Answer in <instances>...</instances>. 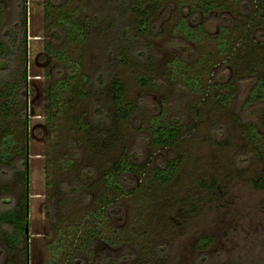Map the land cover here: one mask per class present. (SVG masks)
Instances as JSON below:
<instances>
[{"label":"rangeland","instance_id":"374dc122","mask_svg":"<svg viewBox=\"0 0 264 264\" xmlns=\"http://www.w3.org/2000/svg\"><path fill=\"white\" fill-rule=\"evenodd\" d=\"M48 1L26 0L25 173L13 175V165L0 167L1 176L6 174L1 190L6 188L17 202L27 189L29 264H48L53 240L61 243L68 234L70 244L78 235L73 232L94 219L99 195L117 199L111 207L115 216L98 227L103 241L92 248L88 244L83 264L101 261V253L116 257L125 247L136 254L131 263L139 264H264V189L253 185L264 164L246 136L249 125L264 134V103L246 104L255 79L247 71L251 65L264 67V0H213L206 14L192 9L202 0H143L144 29L130 10L135 0H108L100 8L96 0H56L61 11H76L61 24L63 31L47 28L55 25ZM9 2L0 0L2 22L10 21ZM90 18L108 24L102 30L93 25L86 35L79 29L73 39L68 23L83 27ZM183 30L193 35L186 38ZM216 36L227 38L230 57L238 60L235 66L223 64ZM240 42H246L243 50ZM60 73L66 79L71 74L90 79L86 94L78 93L83 79L68 80V87L56 94ZM139 76L146 80L142 83ZM191 80L196 81L194 91L187 85ZM114 81L122 88L121 104L133 107L120 118L110 91ZM49 87H54L52 100L47 99ZM8 88L2 85L0 98ZM225 92L230 98L221 105L216 96ZM155 117L177 122L185 142L151 148L147 127ZM81 123L90 127L89 134ZM6 127L14 133L12 147L23 144L20 122L5 120L0 110V136ZM88 137L106 138L109 146L102 154L95 152ZM123 156L150 169L178 157L179 170L164 185L151 176L140 183L139 173L128 174L119 182L121 190L107 191L101 176ZM66 159L72 166L64 169L60 161ZM64 251L54 259L60 260ZM13 259L3 252L0 264H13Z\"/></svg>","mask_w":264,"mask_h":264},{"label":"trees","instance_id":"16d2710c","mask_svg":"<svg viewBox=\"0 0 264 264\" xmlns=\"http://www.w3.org/2000/svg\"><path fill=\"white\" fill-rule=\"evenodd\" d=\"M9 1H10L8 4L9 19H10L9 22H2L1 20L2 10L0 9V88H2V85L5 84L7 87L10 88V89L8 88L9 90L6 92L5 95L1 94L0 110L5 120L8 118H13L18 123L20 122L23 144L21 145L19 144V146L17 145L16 147H12L15 142L13 139L14 133H10L7 127L2 128L4 134L3 136H0V167L4 168L13 165L14 166L13 175L17 174L19 176L21 175L23 176L25 173V165H26V157H27L26 154L27 147L25 145V142H27V137H28L27 136L28 125L26 124L27 120H26V112H25L26 108H25V102L23 101L25 99L24 97H25V89L27 83L26 70L24 68L25 54H26V0H9ZM85 1L89 2V0H85ZM107 1L108 0H101L100 2L99 0H96V3L99 5L100 8V5L106 3ZM144 1L151 3L152 0H144ZM202 1H203L202 3L201 2L194 3L192 7L193 11H198L201 14H206L207 12L213 10L214 8L213 0H202ZM139 2L142 3L143 0H135V3L130 5V10L135 15H137L136 18L137 20L140 21V23H138L140 29L141 27L142 29H144L145 12L139 9V6L141 4ZM45 5L46 8L51 9L53 11L52 13L53 17L55 15V17L53 18L55 21V25H50L51 24L50 21L52 19H49L50 21L47 20V23L49 22L48 25L50 26L47 28L52 29L54 27H59L60 29H62L61 24H63L64 21L67 23L68 19H72L71 17L68 18V16L76 13L75 10H73L70 14L61 11L62 10L61 5L57 4L56 0H50L48 2H45ZM263 7L264 5L261 4L260 8L263 9ZM103 10L104 9H102V12ZM68 24L72 38L75 39L74 35L78 36L79 29L86 31L85 32L86 35V33H88V31L91 30L93 25L96 26L95 29L102 30L105 28V26L108 23L104 24V22L102 21V24H100L98 23V20H96V22L95 21L93 22L90 18L88 21L85 22L83 27L81 24H78L77 22H70ZM184 24L185 23L181 25V29L184 27L183 26ZM177 28H179V26H177ZM221 31L223 33L228 32L227 29H222ZM182 32L186 38H189L190 36L193 35L192 32L186 30H183ZM221 35L223 36L222 33ZM215 39H216L217 53L220 56H222L221 58H224L223 64L224 65L232 64L233 66H235L234 64H236L238 60L233 61L234 58H232V56L230 57L229 42L227 41V38L216 36ZM233 43L238 46V42L233 41ZM240 44L241 45H239L240 46L239 49L243 50L246 46L245 45L246 42H240ZM56 56L59 58L58 60H61L62 62L63 60L66 59L65 58L66 56L62 57V55L60 54H56ZM237 59H239V57H237ZM255 59L257 60V58ZM262 60L263 59L260 60V63ZM240 64L243 65V61ZM245 65L246 64H244V66ZM19 67L22 68V70L20 77H17L16 76L17 74L15 73L17 72V69ZM246 67L244 70H246ZM247 72L250 73V75H254L255 79L254 82L252 83L251 89L247 93L246 104L254 105L257 103H264V67L262 63H261V68H257L256 65L255 66L251 65V67H249ZM60 76L61 73L59 77ZM139 77L141 82L146 80L144 76H139ZM67 78L69 79L62 77L57 79L56 83L60 84V86L57 88L58 92L56 94L61 93L65 86L68 87L67 86L68 84H66L68 80L72 82L75 79H81V80L83 79L81 82L82 84H84V86L78 91V93L84 92V94H86L84 89H86V86L88 87V84L89 85L91 84L90 79H87L84 75L79 76L78 74H71L70 76H67ZM12 79H18V81L12 84L10 83ZM193 82L196 83V81L191 80L190 82L187 83V85L190 87V90L194 91L196 90L197 86ZM53 91H54V87L53 90L51 87L48 88L47 90L48 100H52V98L55 97L53 96L54 93ZM110 91L112 93V102L114 104V111H115L114 113L116 118H120V116L123 115L125 116V114L126 115L129 114L131 110H133V107L121 104L123 97L121 86L116 81L111 82ZM216 98L219 104L224 105L225 102L229 101L230 97H229V93L225 92L222 96L217 95ZM21 101H23V103ZM176 123H170V122L162 123L161 121H159V117L153 118L151 120L150 126L147 127V135L149 136V143H148L149 146L151 148L155 147L159 149L160 148L166 149L171 146L176 147L177 144H182L183 142H185L182 127L180 125H176ZM80 125H81L80 126L81 129L87 131V134H89L88 132L91 130L89 129L90 127H88L87 125L85 126L82 123ZM246 131H247L246 136L248 137L252 152L264 164V134L259 133L257 127H255L254 125H249L246 128ZM88 143L90 147L93 150H95V152L101 154L104 152V149L109 146V142L107 141L106 138L98 141L92 138L90 139V137H88ZM24 154L25 157L24 160H22L21 156L23 157ZM17 159H20V162L17 161ZM60 162L63 164L64 169L68 168L69 166H72V162H70V160L67 159L61 160ZM20 164L23 165L22 171L18 170V168H20L19 166ZM179 165H180V160L177 157L175 159L169 160L166 163V165L162 168L150 169V168H146L145 166H138L132 163L130 159L123 156L120 160L114 162L111 165V167L107 171H105L104 174L101 176L100 179L102 183L101 186L107 191L121 190V186L119 185V182L123 181L125 177H127L126 175L128 174L137 175L138 173L141 180L140 183H142L143 179H145L144 183H146L148 181L147 180L148 177L151 176L154 182L160 185H164L168 183V181L171 178H173L175 173H177V171L179 170ZM85 173L90 174L91 171L86 169ZM5 175L3 173V175L1 176L0 174V186H2V184L4 183ZM21 184L22 187H25V182L23 183L21 181ZM81 185H84L85 189L86 187H88V184L82 183ZM253 185L257 189H264V172L261 174L260 177H258L255 180ZM2 189L6 190V188L4 187ZM71 189L77 191L75 186H73ZM4 190L0 191V260L2 253L6 252L10 256L14 257L13 264H29L30 252L28 249L29 247L28 242L31 239H28L29 237L28 238L26 237L27 233L25 232V230L28 227L24 229L28 217V206L26 199L27 189L24 190L23 195L25 197L23 196L19 197L17 202L12 198V195L4 192ZM96 200L100 202L99 205L100 210L99 209L96 210V214L93 215L94 217L93 220H90L87 223L84 222L81 228H77L73 232V233L78 232V235H76V238L73 239V241H71L72 243L70 242V244H68L66 240L67 236H69L68 234L62 237L61 243L56 240L50 242L51 251H53L52 252L53 257L49 259L48 264H68L70 260H72V262H74L75 264H83L81 257L83 250L86 247H88V244L92 248L93 246L96 245V242H99V240L103 241V239L98 233V230H100L99 228H101L103 222L108 221L109 215L115 216V214H113L112 212L111 207L114 205L117 199L115 198L112 200L108 198L103 199V196L99 195L98 199ZM47 211L50 212V207L47 208ZM66 229L68 230V227ZM63 249L65 250L63 252L64 253L63 257L60 260L54 259L55 257H57L55 253L63 251ZM91 252L92 250L90 249V254ZM135 255L136 254L134 253V251H132L130 248L125 247L124 251L116 257L110 258L105 256L103 253H101L100 254V257L102 258L101 261L96 262L95 264H119L121 263L122 260L130 262L129 264H139L134 262L131 263V261L135 259L134 258ZM5 264H10V263L6 262Z\"/></svg>","mask_w":264,"mask_h":264},{"label":"water","instance_id":"95a60500","mask_svg":"<svg viewBox=\"0 0 264 264\" xmlns=\"http://www.w3.org/2000/svg\"><path fill=\"white\" fill-rule=\"evenodd\" d=\"M25 232L27 233V230H25Z\"/></svg>","mask_w":264,"mask_h":264}]
</instances>
